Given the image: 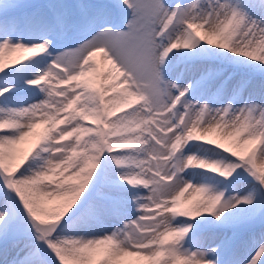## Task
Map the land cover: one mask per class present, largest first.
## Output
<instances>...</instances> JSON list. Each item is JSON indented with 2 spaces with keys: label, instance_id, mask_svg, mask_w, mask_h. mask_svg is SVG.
<instances>
[{
  "label": "snow or ice",
  "instance_id": "6c2138e0",
  "mask_svg": "<svg viewBox=\"0 0 264 264\" xmlns=\"http://www.w3.org/2000/svg\"><path fill=\"white\" fill-rule=\"evenodd\" d=\"M0 256L264 264V0H0Z\"/></svg>",
  "mask_w": 264,
  "mask_h": 264
},
{
  "label": "rangeland",
  "instance_id": "374dc122",
  "mask_svg": "<svg viewBox=\"0 0 264 264\" xmlns=\"http://www.w3.org/2000/svg\"><path fill=\"white\" fill-rule=\"evenodd\" d=\"M20 2L21 3H26V4L27 3H38V2H40V0H20ZM255 232L258 233L259 232V228H257L255 230ZM229 235H231V233H229ZM251 235H252V233H249L248 236H244V237L241 238V240H240L241 247H243V245L247 242L248 237L251 236ZM0 264H3V257L2 256H0Z\"/></svg>",
  "mask_w": 264,
  "mask_h": 264
}]
</instances>
